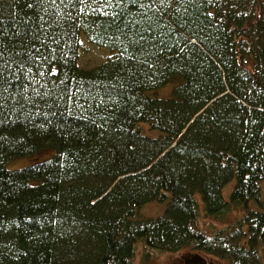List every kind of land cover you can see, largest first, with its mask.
Listing matches in <instances>:
<instances>
[{"label": "trees", "instance_id": "trees-1", "mask_svg": "<svg viewBox=\"0 0 264 264\" xmlns=\"http://www.w3.org/2000/svg\"><path fill=\"white\" fill-rule=\"evenodd\" d=\"M81 33L110 54L81 64ZM139 242L264 264V0H0V264Z\"/></svg>", "mask_w": 264, "mask_h": 264}, {"label": "rangeland", "instance_id": "rangeland-1", "mask_svg": "<svg viewBox=\"0 0 264 264\" xmlns=\"http://www.w3.org/2000/svg\"><path fill=\"white\" fill-rule=\"evenodd\" d=\"M85 34L81 33L80 42L82 46L80 47L79 61L83 65H94L103 59L108 53L110 54L111 50L103 47L97 46L94 43L87 41L85 39ZM108 54V55H109ZM173 83L170 82L164 87L160 88L157 91V94L160 96H167L170 94V90ZM142 128L147 134L156 135L158 134L157 130L149 128L147 123H142ZM49 150H41L36 153L19 156L11 159L5 165L8 168H16L24 165H28L37 161L44 159ZM233 185V181L225 185L223 192L225 197L228 196V193ZM165 203H160L156 201H151L145 203L140 210L141 216H155L163 211ZM241 212L229 211L221 217H208L206 221L202 219V223L199 225L202 229H209V226L217 227L223 226L224 224L232 222ZM148 249V248H147ZM142 247V243L139 242L137 246V251L134 256L133 264H228L227 261L223 258L212 257L204 254L205 260H200L198 256H193L190 252V247L180 249L177 251H151ZM195 260V261H194Z\"/></svg>", "mask_w": 264, "mask_h": 264}]
</instances>
